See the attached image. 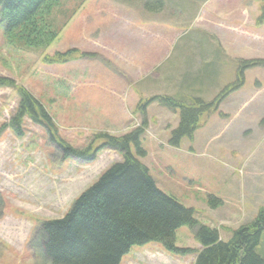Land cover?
<instances>
[{"label":"rangeland","instance_id":"1","mask_svg":"<svg viewBox=\"0 0 264 264\" xmlns=\"http://www.w3.org/2000/svg\"><path fill=\"white\" fill-rule=\"evenodd\" d=\"M50 24L61 28L47 47L7 42L0 21V76L28 89L53 117L59 134L84 148L98 132L121 136L145 125L140 159L158 186L223 239L253 220L264 204V23L260 0H51ZM20 46V47H19ZM77 48L89 56L65 63L46 57ZM243 74L194 138L168 144L180 108L156 95L213 101ZM19 95L0 87V264H46L39 225L65 215L73 201L115 162L103 149L86 163L65 158L46 128L25 121V134L6 126ZM223 203L213 208L209 197ZM193 230H177V245L200 248ZM197 247V248H196ZM264 259V232L257 248ZM161 244L134 245L123 264H194Z\"/></svg>","mask_w":264,"mask_h":264},{"label":"trees","instance_id":"2","mask_svg":"<svg viewBox=\"0 0 264 264\" xmlns=\"http://www.w3.org/2000/svg\"><path fill=\"white\" fill-rule=\"evenodd\" d=\"M54 3L51 0H0V21L5 26L7 42L27 48L49 46L61 28L50 24ZM258 23H264V0H260ZM19 46V47H20ZM89 56L74 48L46 57L51 63H65ZM264 65V60L244 61L243 68ZM244 84L243 74L232 86L223 90L215 100L189 96L179 100L171 95H156L139 104L145 116L147 105L160 101L171 109L180 108V123L172 129L168 144L179 147L184 138L193 139L197 129L219 110L223 100ZM0 87H13L19 102L9 126L18 136L25 133V121L44 126L50 139L61 149L63 157L86 163L94 162L103 149L120 153L122 161L115 162L97 182L83 191L61 218L41 221L40 244L46 264H123L124 256L134 245L159 243L174 254L196 253L194 264H264L257 248L264 232V204L256 217L231 230L223 239L217 227L195 218V208L188 207L158 186L150 168L140 159L147 155L142 137L147 121L121 136L98 132L84 148L71 145L58 132L53 117L28 89L8 77L0 76ZM4 126L0 128V136ZM209 205L220 206L223 201L209 197ZM189 226L202 247L194 249L177 245V230Z\"/></svg>","mask_w":264,"mask_h":264},{"label":"crops","instance_id":"3","mask_svg":"<svg viewBox=\"0 0 264 264\" xmlns=\"http://www.w3.org/2000/svg\"><path fill=\"white\" fill-rule=\"evenodd\" d=\"M150 168V167H149ZM150 171H151V169H150ZM152 172V171H151ZM154 177V176H153ZM199 244V243H198ZM201 245V244H200ZM197 248V247H196ZM200 248H201V246H200ZM195 257H196V254H195ZM194 260H195V258H194Z\"/></svg>","mask_w":264,"mask_h":264},{"label":"bare ground","instance_id":"4","mask_svg":"<svg viewBox=\"0 0 264 264\" xmlns=\"http://www.w3.org/2000/svg\"><path fill=\"white\" fill-rule=\"evenodd\" d=\"M141 126H142V125H141ZM146 129H147V127H146ZM146 129H145V130H146ZM144 133H145V132H144ZM143 135H144V134H143Z\"/></svg>","mask_w":264,"mask_h":264}]
</instances>
